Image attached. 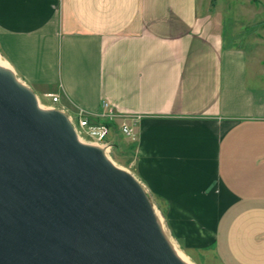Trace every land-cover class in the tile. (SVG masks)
Listing matches in <instances>:
<instances>
[{
    "label": "crops",
    "instance_id": "0c3cea01",
    "mask_svg": "<svg viewBox=\"0 0 264 264\" xmlns=\"http://www.w3.org/2000/svg\"><path fill=\"white\" fill-rule=\"evenodd\" d=\"M0 54L111 136L120 118L98 115L104 100L136 116L122 140L179 243L264 264V82L197 0H0Z\"/></svg>",
    "mask_w": 264,
    "mask_h": 264
},
{
    "label": "water",
    "instance_id": "95a60500",
    "mask_svg": "<svg viewBox=\"0 0 264 264\" xmlns=\"http://www.w3.org/2000/svg\"><path fill=\"white\" fill-rule=\"evenodd\" d=\"M0 264H187L144 185L0 65Z\"/></svg>",
    "mask_w": 264,
    "mask_h": 264
},
{
    "label": "rangeland",
    "instance_id": "374dc122",
    "mask_svg": "<svg viewBox=\"0 0 264 264\" xmlns=\"http://www.w3.org/2000/svg\"><path fill=\"white\" fill-rule=\"evenodd\" d=\"M197 8L201 14H209L214 26L223 33L224 39L228 43H237L244 46L249 56L250 65L252 66L254 61L255 66L258 68H256L257 74L260 72L258 75L261 76L264 82V0H197ZM0 59L6 62L1 54ZM37 98L39 104L43 107H54L50 106L42 96L39 95ZM108 135V139L112 143L110 151L106 152L108 157L117 166L129 171L138 178L135 166L131 163V155L127 152V144L122 140L124 136L120 130L117 134L111 136L109 133ZM80 138L85 142L101 146L90 137L81 136ZM146 191L168 238L176 244L186 259L194 264H216L210 249L186 247L177 241L170 233L155 199L147 189Z\"/></svg>",
    "mask_w": 264,
    "mask_h": 264
},
{
    "label": "built area",
    "instance_id": "2783aa9c",
    "mask_svg": "<svg viewBox=\"0 0 264 264\" xmlns=\"http://www.w3.org/2000/svg\"><path fill=\"white\" fill-rule=\"evenodd\" d=\"M52 101L58 100V95L54 92H47ZM90 112L84 108H78L76 115L67 113L78 137L87 136L92 138L96 143L100 144L105 152H109L112 143L108 139L110 133L107 122H98L92 118ZM99 116L108 120H113L119 117V129L129 139L135 140L137 138L136 131V116L130 113H120L109 107L108 101L102 102V110L98 113Z\"/></svg>",
    "mask_w": 264,
    "mask_h": 264
},
{
    "label": "bare ground",
    "instance_id": "6f19581e",
    "mask_svg": "<svg viewBox=\"0 0 264 264\" xmlns=\"http://www.w3.org/2000/svg\"><path fill=\"white\" fill-rule=\"evenodd\" d=\"M0 65H5V66H8V64L4 61H2L0 59ZM40 107H43L42 105H40ZM81 141H83L80 137H78ZM85 142V141H83ZM89 143V142H87ZM93 144V143H91ZM95 145V144H94ZM97 145V144H96ZM101 147V146H99ZM104 153L106 154V152L104 151ZM107 155V154H106ZM115 164V163H114ZM162 225V224H161ZM169 242H170V245L172 247V249L174 250V252L182 259L184 260L187 264H194L193 262L189 261L188 259H186V257L184 256V254L182 253V251L176 246V244H174V242H172L170 239H169Z\"/></svg>",
    "mask_w": 264,
    "mask_h": 264
}]
</instances>
